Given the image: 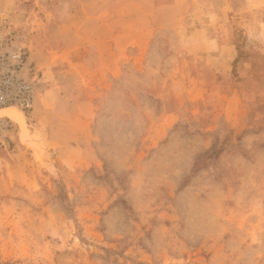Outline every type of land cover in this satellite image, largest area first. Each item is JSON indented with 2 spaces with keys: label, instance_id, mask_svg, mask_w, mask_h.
<instances>
[{
  "label": "rangeland",
  "instance_id": "374dc122",
  "mask_svg": "<svg viewBox=\"0 0 264 264\" xmlns=\"http://www.w3.org/2000/svg\"><path fill=\"white\" fill-rule=\"evenodd\" d=\"M1 19L40 83L0 112V264H264V0H0Z\"/></svg>",
  "mask_w": 264,
  "mask_h": 264
},
{
  "label": "built area",
  "instance_id": "2783aa9c",
  "mask_svg": "<svg viewBox=\"0 0 264 264\" xmlns=\"http://www.w3.org/2000/svg\"><path fill=\"white\" fill-rule=\"evenodd\" d=\"M6 20H0V112L16 108L28 114L34 107L40 73L22 45L23 34L7 25ZM13 126L9 115L0 116V131Z\"/></svg>",
  "mask_w": 264,
  "mask_h": 264
},
{
  "label": "bare ground",
  "instance_id": "6f19581e",
  "mask_svg": "<svg viewBox=\"0 0 264 264\" xmlns=\"http://www.w3.org/2000/svg\"><path fill=\"white\" fill-rule=\"evenodd\" d=\"M5 110H10V112H12V110H15L14 108H7V109H5ZM15 111H18L17 109L15 110ZM3 112H8V111H3ZM19 112V111H18ZM21 113V112H20ZM23 114V113H22ZM7 115H10V114H7ZM24 115V114H23ZM14 116L16 117V118H19V116H18V114H14ZM11 117H12V115H11ZM20 122L23 124V127L25 128V126H24V121L23 120H20Z\"/></svg>",
  "mask_w": 264,
  "mask_h": 264
},
{
  "label": "crops",
  "instance_id": "0c3cea01",
  "mask_svg": "<svg viewBox=\"0 0 264 264\" xmlns=\"http://www.w3.org/2000/svg\"><path fill=\"white\" fill-rule=\"evenodd\" d=\"M85 10H86V9L83 8L82 5H81V6H80V11H81V12H85ZM80 28H82V27H80Z\"/></svg>",
  "mask_w": 264,
  "mask_h": 264
}]
</instances>
